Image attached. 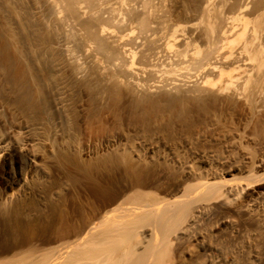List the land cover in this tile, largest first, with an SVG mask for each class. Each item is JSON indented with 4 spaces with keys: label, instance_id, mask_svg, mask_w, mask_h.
<instances>
[{
    "label": "rangeland",
    "instance_id": "374dc122",
    "mask_svg": "<svg viewBox=\"0 0 264 264\" xmlns=\"http://www.w3.org/2000/svg\"><path fill=\"white\" fill-rule=\"evenodd\" d=\"M263 135L264 0H0V200L84 202L66 174L100 156L216 157L264 213Z\"/></svg>",
    "mask_w": 264,
    "mask_h": 264
},
{
    "label": "bare ground",
    "instance_id": "6f19581e",
    "mask_svg": "<svg viewBox=\"0 0 264 264\" xmlns=\"http://www.w3.org/2000/svg\"><path fill=\"white\" fill-rule=\"evenodd\" d=\"M212 161L221 168L203 175L166 158L100 156L66 174L80 203L27 180L0 200V264H264V213L240 196L248 182Z\"/></svg>",
    "mask_w": 264,
    "mask_h": 264
}]
</instances>
